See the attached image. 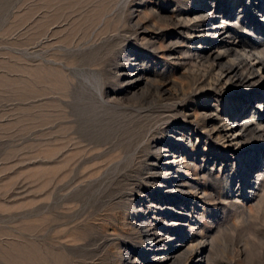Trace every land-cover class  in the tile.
Wrapping results in <instances>:
<instances>
[{
    "label": "rangeland",
    "instance_id": "374dc122",
    "mask_svg": "<svg viewBox=\"0 0 264 264\" xmlns=\"http://www.w3.org/2000/svg\"><path fill=\"white\" fill-rule=\"evenodd\" d=\"M250 1L0 0V264H264V77L217 81L190 27L216 3L264 43Z\"/></svg>",
    "mask_w": 264,
    "mask_h": 264
},
{
    "label": "bare ground",
    "instance_id": "6f19581e",
    "mask_svg": "<svg viewBox=\"0 0 264 264\" xmlns=\"http://www.w3.org/2000/svg\"><path fill=\"white\" fill-rule=\"evenodd\" d=\"M224 6L227 7V4H224ZM253 6L254 4L251 3L250 0H245V2H241V4L239 2L230 3L228 8L230 9L234 7L235 9H237L236 7H239V9L246 8L250 10ZM219 9V5L216 3L203 4L196 12L198 15L195 16L200 19L196 20V22L194 24H191L190 26L193 29L191 30V33L193 35L196 33L194 29H199L198 32L201 34V37H213V40L216 41V50L209 55V58L206 61L209 62V66L212 68V72L213 69H217V71L214 70L215 72H217L215 74L217 76V81H219L220 83L223 81L230 82L233 86L241 85L245 90H247V92H249L248 94L252 98L251 100L258 101L259 97L257 94H255V89H257L258 87V83H256L255 79L258 73L259 75L261 74L262 78L264 77V43H262L263 41L261 39H259L258 42L243 40L241 37L245 33V26H232L231 24L232 19L234 18V11L233 14H231L226 20L219 21ZM229 125L230 126L224 128H214L219 140H225L227 137H232V139L227 140V145L224 146L227 148V152L225 153L227 157H231L234 155L232 152L236 148L232 149V146L241 143L247 132L253 129L252 124H250L249 120H235L232 124L230 123ZM175 162V160L169 162L171 163V169L177 167ZM186 184L182 181V185ZM177 187L180 188V191L184 190V187ZM165 234L168 235L167 233ZM147 237L152 242L158 243L163 236L161 235V231H155L147 234ZM169 237H171V234L169 235ZM191 238H193V236ZM192 247L193 245L191 246V248ZM187 248L185 249L186 251ZM191 248L190 250H188L189 253L187 254V256L184 255L185 258H183L185 259V261H183V263L181 260L182 258L180 259L182 264H197V252H195L194 248ZM175 252L177 251L169 252L168 255L164 258L166 259L167 257L171 256L170 254H173ZM183 254H179L178 256L174 257L178 258Z\"/></svg>",
    "mask_w": 264,
    "mask_h": 264
}]
</instances>
